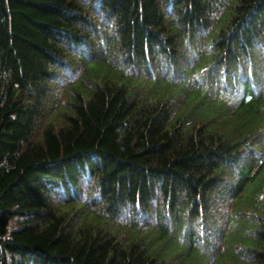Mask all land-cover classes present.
Masks as SVG:
<instances>
[{
    "label": "trees",
    "instance_id": "obj_1",
    "mask_svg": "<svg viewBox=\"0 0 264 264\" xmlns=\"http://www.w3.org/2000/svg\"><path fill=\"white\" fill-rule=\"evenodd\" d=\"M0 264H264V0H0Z\"/></svg>",
    "mask_w": 264,
    "mask_h": 264
},
{
    "label": "rangeland",
    "instance_id": "obj_2",
    "mask_svg": "<svg viewBox=\"0 0 264 264\" xmlns=\"http://www.w3.org/2000/svg\"><path fill=\"white\" fill-rule=\"evenodd\" d=\"M212 228H213V227H212ZM212 234H213V233H212ZM212 234L209 235L210 237H206V241H208V242L211 243L212 245H215V243H216V238H215Z\"/></svg>",
    "mask_w": 264,
    "mask_h": 264
}]
</instances>
